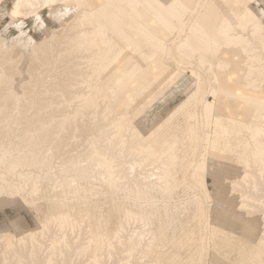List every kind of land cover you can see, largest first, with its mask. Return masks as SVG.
<instances>
[{
    "label": "bare ground",
    "instance_id": "bare-ground-1",
    "mask_svg": "<svg viewBox=\"0 0 264 264\" xmlns=\"http://www.w3.org/2000/svg\"><path fill=\"white\" fill-rule=\"evenodd\" d=\"M197 1L128 0L126 5L129 7L130 4L131 7L127 8L124 6V0H43L46 8L41 10L37 19H29L25 15L29 12L28 9L33 7L38 0H5L7 4H10V10L8 11L10 21L0 31V36L1 33L6 35L13 28H16L20 35L16 40H12L13 44L11 46L17 49L15 51L19 52L20 56L30 55L29 60L31 61L28 68L26 66L24 68L22 65H20L22 67H19L17 63L22 62V57L21 62L20 60L17 62L18 57L10 50L12 47H7L5 46L6 42L0 41V97H2L0 102L5 105V108L10 106L14 112L10 121L0 127V140L6 139V141L4 140L5 143H1L4 146L1 145L3 147L1 153L3 163L0 167V172L4 173H0V208L11 206L15 201L14 197L21 195V190L17 189L13 185L12 180L8 178L11 177L16 168L28 166L33 167L36 171H45L57 161H59L61 170L75 173V177L68 183V191L72 193H77L76 191L80 190V186L76 181L78 175L92 179L95 183L101 182L116 194L123 192L133 194L136 200H146L155 192L159 193L163 199L172 197L174 192L178 188L180 189V181L183 180L179 173L180 157L178 152L182 150L185 155V151H188V140L183 135L173 132V119L189 105L196 103L198 99L197 91L193 84L190 83L192 75L190 72L185 71V61L182 62L180 68L177 66L180 72H171L168 46L175 42L172 39L174 27H179L180 32H185V20L190 18L187 29L191 36L188 39L189 45L186 48V55L198 63L199 61L204 63L205 71L209 73V87L204 93L203 110L210 111L213 127L208 134L213 133L215 137L208 139V134H205L199 155L201 163L193 169L196 178H185V194L189 195V191L197 188L208 196L211 185L208 188L206 183L207 176H212L213 180H215V184L212 187H217L218 192L215 197L207 198L211 201L208 204L209 206L202 208L200 202L196 203L198 212L196 218L198 222L200 217L206 219L205 232H207V238H204V242L207 244H204L207 247H204L207 249L205 250L206 253L209 250L208 245L212 236L211 231H209L211 215L217 210L221 211L222 208V212L227 211L225 217L229 219L232 216H235L236 219L239 218L255 234L260 238H264V206L259 202V199L264 196V127L255 124L257 120L264 121V110L263 113H259L255 109L258 105H264L263 102L255 101V99H264V91L260 90L262 85H264V50L261 47L262 52L258 54L260 59L259 68L249 69L248 85H245L233 78V75H236V70L232 67L234 57H237V55L240 57L245 48L260 49L261 39L254 37V41L243 46L231 44L235 40L241 41L244 35L255 36L261 30L264 21V11L260 10L258 5L260 2L263 3L264 0H204L205 3L199 9L197 15L192 18L194 11L198 10ZM71 3L75 5L73 15L68 19L61 20L65 14L59 13V6L66 7ZM88 5L93 9H97L96 12H99V23L96 22L92 26L94 29L104 30L110 35V40L112 41L110 48L105 51L99 60H96V58L99 56L100 48L92 44V37L88 33V27L85 26V21L83 20L84 6ZM112 6L113 9H111ZM45 9L49 12V15L43 13ZM186 16L187 18L185 19ZM0 19L2 20V18ZM244 20L247 21L245 22ZM25 28L28 29L25 31ZM32 30H34L35 34L27 37L26 34ZM182 46L184 50L181 54H184L183 57L185 58V42H183ZM45 64L55 67L62 64L63 67L61 68H63V71L59 69L60 67H57L58 71L55 70L57 75L53 74L54 77L56 76V78H53L55 80L53 81L51 78V81L48 75L47 83L46 80L43 82L39 80L41 73L38 71L39 69L42 70ZM84 64H86V67ZM47 67V70L44 71L43 69L42 72L50 71V75H52L51 73L53 72L51 70L55 69V67H51L52 69ZM190 67L187 66L186 68ZM20 72H22L21 75L25 74V72L27 73L28 76H25L27 79L25 77L22 78L27 80L24 82L29 86V89H24L22 95L17 92L16 86L14 87V81H18V79L15 80V76ZM45 73H42V75ZM45 75L44 78L46 79ZM167 75L169 77L166 79L165 87L150 98L149 101H153L158 97H162L164 100L170 98L171 94L178 92L176 90L178 87L180 89V86L185 85V82L188 81L190 86L188 85L186 88L190 87V91L187 96L185 94L186 97L183 98L180 104L174 110L172 109L173 111L171 110L172 112L169 115H166L168 116L166 121L160 122L154 131L151 130L153 132L148 134L139 133L133 122H131L132 120L126 118L125 111L131 101L139 96V93L147 88V94L153 85L160 82ZM195 78L198 80V76ZM3 82L10 83L11 88L9 91H4L3 85H1ZM19 86H22V84ZM248 86L256 87V90L250 91ZM33 88L37 89L36 97ZM106 88L110 89L112 93V96L107 99L102 96ZM223 88L239 92L241 95L247 94L253 99L244 100L243 98L242 100L229 91H223ZM87 90H96L97 92L95 97L96 114L92 116H88L86 109L78 105L80 101L88 103L89 95L86 92ZM185 90L184 88V92ZM236 101L247 106L249 113H244L245 111L242 112L238 108H234ZM110 103L115 104L111 116L105 117L101 114L98 117L103 105L105 104L106 106ZM219 103H222V105ZM218 105L223 106L220 109L223 111H220L221 113L219 112V114L216 112V106ZM1 111L2 109H0ZM156 119L158 121V117ZM224 119L230 120L232 123H238L240 128L248 132L250 139L253 141V150L249 148L248 142H239L236 147L232 145V140L227 138V136L233 130H230L224 124ZM136 126L138 127V124ZM87 139L89 141L86 144L87 146H85V152L80 151L71 154L72 151L77 150L76 148L79 149V146L83 145ZM73 140H76V142L72 143ZM0 142H3V140ZM204 146H208L209 151L217 150L223 156H230L231 159L235 157L234 152L238 148H242L243 151L237 154V157L230 164L223 163V165L221 163V166L218 165L219 167L216 166L213 170H210L211 168L208 164L203 165L206 162V160H203V154L207 151ZM69 147L70 150L68 149ZM226 151L228 153L224 154L223 152ZM215 161L217 162V160ZM145 167L149 172H138ZM185 169L186 167H184L183 173H185ZM188 180H192L191 182H193L194 186H191L192 184ZM95 183L86 185L83 189L86 192L91 191L94 189ZM33 191H35V188H33ZM244 193H247L248 196H245L247 194ZM212 204L215 205L212 206ZM201 210L205 211L202 212ZM155 217V207L140 214H134L131 211L125 213V220H122V224L119 223L121 226L118 228L121 234H124L122 230L125 228V223L126 225H129L127 224L129 222L139 223L141 225L140 229L143 228L135 234L131 232L130 234L133 236L128 235L129 241L123 235L125 237L124 240H127L131 245L130 249H128L130 255H135L138 251L137 249L142 248L140 246L145 243V241L142 243V240L146 235L149 237V241L147 237L144 238L148 242L146 247L144 246L146 250L151 248L157 241L160 245L161 240L167 238L168 229L173 222L168 221L166 224L159 226L156 231L149 230V227L155 221ZM45 222L43 231L41 230L39 234H28V232L24 231V235L26 234V236L23 235L24 237L19 235L20 238L15 236L13 239H4L5 242L0 244V264H41L38 257L43 244H39L41 241L38 243V238L39 236L45 237L46 234L49 235L46 231L50 225L56 224L60 229H63L62 232L61 230L59 231L63 234L67 229L79 231L85 224L83 222H74L66 214L54 215L51 219L47 218ZM87 222L86 224H89ZM18 224L20 225V223ZM19 225L18 227H20ZM37 225L34 226L36 227ZM41 226L40 228H42ZM86 226L88 227V225ZM221 226L218 225L217 228H221ZM104 228L99 226L95 231L91 230L89 233V235L91 234L90 239L87 238L89 240L88 244H86L87 240L85 239V243L83 241L78 246H76L78 239L77 242L75 241L76 245L72 242L74 238L76 240L77 236L73 237L72 240H66L63 239L65 234H63V238H59L60 234L57 233L59 234L57 235L58 239H56V236V238L54 237L55 239H51L53 236L49 235V238L53 240V242L49 241L52 243L49 244L51 253L49 257H44L45 261L42 264H80V259L75 261L77 258L74 259V256L83 253L91 256V249L96 247L95 239L101 237L102 246L104 247L101 249H108L110 252L113 247L110 239L103 233ZM87 229L90 230L89 227ZM195 229L198 231L197 228ZM222 229L225 231L224 226L221 229H217V231L223 232ZM58 230L56 229V231ZM187 230L189 231L190 229ZM119 231H117L118 234H120ZM71 233L73 235V232ZM75 235H78V232ZM68 236L66 237L67 239ZM121 237L120 239L122 240L123 238ZM14 239H17L16 242ZM115 240L117 241V239L113 241ZM241 240L245 241V237L242 236ZM164 241L166 242V240ZM165 242L163 243L165 244ZM93 243L95 245L92 247ZM115 243L113 244L116 245L117 243ZM121 243L127 244L125 242ZM118 244L117 247L119 246ZM128 246L123 247V249ZM114 248L116 249L115 246ZM204 248L198 249V256L195 254L197 258L194 257V259H202L203 256H209L201 251ZM216 249V252L211 253V259L215 255L218 257L220 251H230L232 246L223 245L220 248L218 245ZM124 250L126 252L127 249ZM232 251H234V248ZM100 252L102 253L101 250ZM103 252L107 254V251ZM113 252L115 251H112V254ZM141 253L143 252L138 254L141 255ZM94 254L97 253L94 252ZM94 254L92 255L93 258H91L94 259L92 262L99 264L98 256L96 257ZM106 254L104 255L108 259ZM103 257L101 254V258ZM130 257H128L129 261H131ZM88 258L90 257L88 256ZM124 258L122 260H127ZM91 259L89 260L91 261ZM102 262L103 260H101ZM106 262L108 263L109 261ZM110 262L112 263V258H110Z\"/></svg>",
    "mask_w": 264,
    "mask_h": 264
},
{
    "label": "rangeland",
    "instance_id": "rangeland-1",
    "mask_svg": "<svg viewBox=\"0 0 264 264\" xmlns=\"http://www.w3.org/2000/svg\"><path fill=\"white\" fill-rule=\"evenodd\" d=\"M127 1L128 0H124V6H126L127 8H130L131 7L130 4H129V7L126 5ZM0 3H1L0 4V18H2V20L4 19L3 21L0 19V23L3 22L2 24H0V31H1V30H3L4 26L10 21L9 20L10 18L8 17V11L10 10V4H7L5 2V0L4 1L0 0ZM204 3H205L204 0H198L197 1L198 10L194 11L195 13L193 14L192 18H194L197 15V13L199 12V9L203 6ZM59 7H60L59 13H61L62 15L65 14V16L63 18H61V20L65 19V18L68 19L73 15L74 7H75L74 4L71 3V4L67 5L66 6L67 8L65 6H59ZM84 7H85L84 13H82L83 14V20L85 21V26L88 27V30H89L88 33L92 37V41H93L92 44L94 46H97L98 48H100L99 56L96 58V60H99V58L105 53V51L108 48H110L112 41L110 40V35H108L106 32H104V30H97L96 28L94 29V27L92 26V24H95L96 22L99 23L98 22V13L99 12L98 11L96 12L97 9H93L89 5L84 6ZM44 8H46V6L44 5L43 0H38V2H36L33 7L28 9L29 12H31V13L28 12L25 15V17H27L29 19H34V18L37 19L40 16L39 14H40L41 10H43ZM258 8L260 10L264 11V1H263V3L262 2L259 3ZM111 9H113V6L111 7ZM43 13L49 15V12L46 11V9H45V11H43ZM186 18H187V16L185 17V19ZM189 19L190 18L185 20V32H180L179 27H177V28L174 27V30L172 32V37H173L172 39L175 42L172 43L171 46H168V57L170 58L169 65L172 68L171 72L172 73L175 71L180 72L179 69H177V66L180 68V65L182 64V62L185 61V71L190 72V74L192 75L190 83L193 84V87H195V90L197 91V99H198V101L196 103L194 102L191 105H189L185 110L178 113L173 119V125H172V129L174 128L173 132L175 134H178V135H183V137L188 140L187 141L188 151L187 152L185 151V155H184L182 150L178 152V155L180 157V159H179V173L181 174V176L183 178V180L180 181V183H181L180 189L178 188V190H176L174 192V194L172 195V197H170L169 199H163L159 193L155 192V193H152L148 197V199H146V200H136L134 198L133 194H129L128 192L116 194L112 190L107 188L104 184H102L101 182L95 183V182H93L92 179L77 175L76 181L78 182V184L80 186V190H77L76 191L77 193H72V192L68 191V183L72 178L75 177V173L66 172L64 170H61L59 163H58L59 161L55 162L53 166H51L49 169H46L45 171H43V170L36 171L33 169V167H28V166L16 168L15 172H13L11 177H8V178L12 180L13 185L17 189L21 190V195L14 197L15 201L11 206L9 205L10 207L7 206L6 208L5 207L0 208V238L2 236V238L0 239V242H1L0 244L5 242V240H7V238L13 239V238H15V236H18L20 238V236H23L25 232L26 233L28 232V234H36V233L39 234V233H41L40 232L41 230L43 231V225L46 224L45 221H47V218L51 219L52 217H54V215H57V214L58 215L66 214L74 222L82 223L84 220L88 219L87 220L88 222L87 221L86 222L89 224H86V222H83V223L88 225L90 230L87 229L88 227L85 224H83L84 227L83 226L81 227L82 229L80 228L81 230L79 229L80 233L77 230L76 231H70V229H67V230L64 229L65 232L66 231L69 232V233L63 232V234H65V237H64L63 234L61 233L63 231V229H60L56 224H52L53 228H52V225H50L48 228L49 231L48 230L46 231L47 233H49V235L51 237L53 236L51 239H53L55 236L57 237V235H59V234H60L58 236L59 238L64 237L63 239H66V240H69V239L72 240L73 237L77 236L76 240L74 238L73 239L74 241L72 240V242L75 245L78 243L76 245V246H78V245H80L79 243H81L83 241L85 243L87 238L90 239L91 234L89 235V233L91 230L95 231L96 228H99V226H100V228L105 227L103 229V233L107 235V237L110 239V242L112 243L113 248L112 247H111L112 249L110 248L111 249L110 252L108 249L102 250L104 248L102 246V244H103L102 240H101L102 237L96 238L95 242H94V243H96V245L94 243L92 245V247L95 245L96 249L94 247H93V249H95V250L91 249V251H90L91 256L89 254H86V253H83L81 255H76L77 257L74 256V259L77 258V259H75V261H79V259H80V261H79L80 264H82V263L83 264H89V263L94 264L92 262V261H94V259H91V258H93L92 255L94 254V252L97 253V254H94V256H96V257L98 256L97 258L99 259L100 263H101V260H103L102 263L105 262L104 264H108V263L110 264L111 263L110 258H112L111 264H126V263H128V264L129 263L130 264H201V263H203V264H264V238H260L257 234H255L252 231V229L244 221L240 220L239 218L236 219L235 216H232L230 219L228 217H225V214L227 213V211L222 212L223 208L222 209L220 208L221 211L217 210V211L213 212V214L211 215L209 231H211L212 236L210 239L212 240L213 236H214V238H213L212 242L210 240V244L208 245V248H209L208 252L209 253L208 252L206 253L205 250H207V249H205V248H207V247L205 245H207V244H205V242H204V238H207V234H206L207 232H205L206 231V229H205L206 228V226H205L206 219L200 217V221L198 222V219L196 218V215L198 213L196 203L200 202L202 205V208H206L207 205L211 203V201L207 198L208 197L212 198V197H215L217 195V192H218L217 187H214V188L212 187L215 184V180H213L212 176H207V179H206V183H207L208 188H210V185H211V188L209 190L210 192H209L208 196L206 195L205 192L200 191L196 187H195L196 189L189 191L190 192V194L188 193L189 195L185 194L186 193L185 192V185H184L185 178H187V177L188 178H190V177L196 178V175L193 173V169L196 168L201 163L199 155L201 153L202 141H203L205 134H208L209 130H211L213 127L212 122H211L210 111L208 112V111L203 110V101L205 98L204 93L206 92L207 88L209 87L208 86L209 85V78H208L209 73L205 71V68H204L205 64L204 63H202L201 61H199V63H198L197 61L193 60V58L188 57L186 55L187 54L186 48L189 45L188 39L191 36L190 32L187 29V27L189 26V22H188ZM244 21L246 22L247 20H244ZM27 29L28 28H25L24 30L26 31ZM32 32H33V34H32ZM184 33H185V36H184ZM34 34H35L34 30H32L31 32L29 31V33H27L26 36L28 37L29 35H34ZM19 35H20V32L16 28H13L11 30V32L6 33V35L1 33L0 41L3 40L4 43L6 42L5 46L12 47L10 50H12L11 52L12 53L14 52V55L16 57H18V59L16 58L17 62H19V60L21 62V57H22V59L24 61L22 60L21 63H17L19 65V67L24 66V68H25V66H26L28 68L30 66L29 62L31 61V60H29L30 55L27 56V54H25V55L20 56L21 54L19 52L15 51L17 49L14 48L13 46H11L13 44L12 40H16V38H18ZM254 37H258L261 39L260 40V49H252V48L243 49V53L240 57H238V55L236 53L237 57H234L233 64H232V67L234 68V70H236V75H233V78L239 80L240 82H242L245 85H248L247 78H248L249 69L250 68H259V65H260V59L258 58V54H261L262 48L264 50V21H263L261 30L257 34H255V36L254 35L253 36L252 35L251 36L250 35H247V36L244 35V37L242 38L241 41L235 40L233 43H231L234 46L248 45L250 42L254 41L253 40V39H255ZM183 42H185V58L183 57L184 54H181L182 51L184 50V48L182 46ZM13 48H14V50H13ZM26 56L29 58H27ZM24 57H26V58H24ZM137 61H139V60H137ZM20 65H22V66H20ZM84 65L86 67V64H84ZM187 66L188 67L191 66V67L186 68ZM46 67L47 68L50 67L49 69H52L55 66H53V65L51 66L50 64L49 65L45 64V66L42 67L44 69V71L47 70ZM57 67L58 68L60 67L59 69H62V71H63V68H61V67H63L62 64L57 65ZM57 67H55V69L53 68L51 70V72H53V73H51L52 75H50V71H48L49 72V74H48V72H46V73L44 71L42 72L43 69L42 70L39 69L38 72L41 73V74L39 73L40 74L39 80H41L43 82L46 80V83H47L48 78L50 80H51V78L52 79L56 78V76L54 77V75H57V73L55 72V70L58 71ZM59 71L61 72V70H59ZM17 72H19V71H17ZM17 72H16V74H17ZM60 72H58V74H60ZM21 73L22 72L18 73V75L15 74L16 75L15 80L18 79V81L17 82L14 81V83H15L14 87L16 86L15 88H17L16 89L17 92L21 93V94L19 93L20 95L23 94V91L25 88L29 89V86H27V83L25 84V82L27 81L26 77L28 75L26 72H25V74L23 73V75H21ZM42 73H45L47 75H45V74L42 75ZM44 75H45L46 79L44 78ZM48 75H49V77H48ZM197 76H198V80L195 78ZM22 77H25L26 79L24 80V78H22ZM167 77H169V76L167 75V76L163 77V79L160 80V82L153 85L152 89L147 94H146L147 88H145L144 91L139 93V96L135 97L131 101V103L129 104V107L125 111V114L127 116L126 118L129 120H132L131 122H133V125L135 126V128L137 129V131L139 133L148 134V133L153 132L156 129V126L160 122L162 123V122L166 121V119L168 118V116H166V115H169L170 112H172L180 104V102L183 100V98L187 96V93H189L190 87L186 88L190 84L188 81V82H185V85L182 84L183 86H180V89H178L179 88L178 87L176 89L178 92L176 94L175 93L171 94L170 98H166V100H164V98L158 97V98L154 99L153 101H149L150 98H152L155 94H157L159 91H161L165 87V82H166ZM42 79H44V80H42ZM50 80H49V82L51 83L52 80L51 81ZM54 80L55 79H53V81ZM20 81H22V83H20ZM28 81H29V79H28ZM20 84H22V86H19ZM1 85H3L4 91H9V89L11 88L9 82H3ZM184 88L186 89L185 92H184ZM248 88L250 91L256 90V87L248 86ZM20 89L22 92L20 91ZM225 90L231 92L232 94L236 95V97H238L242 100H243V98H244V100L253 99V97H250L247 94L241 95L239 92H235V91L223 88V91H225ZM260 90L264 91V85H262ZM33 92H34V95L36 97L37 96V89L33 88ZM86 92L89 95L88 103L80 101V102H78V105H79V107L86 109V113L88 116H92V115L96 114L95 113L96 112L95 107H97V106H95V97L97 96V92H96V90H90V91L87 90ZM103 93L104 94L102 96H104L105 99L110 98L112 96L110 89L106 88L105 92H103ZM185 94H186V96H185ZM173 99H174V101H173ZM0 100H2V97H0ZM255 101H259V102L264 103V99H261V100L255 99ZM219 104L222 105V103H219ZM235 105L238 107L235 106L234 108H238V110H240L242 112L245 111L244 113H249L248 107L245 106L244 104L236 101ZM114 106H115L114 103H110L109 105L107 104L106 106L104 104L103 107L100 109V114H98V117H100L101 114L105 117H110L111 114L113 113ZM222 108H223V106H219V105L216 106V112L219 114L220 111H223V110H220ZM0 109H2V111L0 112V127H1L3 125H6L10 121V118L12 117L14 112L12 111L10 106L5 108V105L2 104L1 102H0ZM255 109L257 110V112L263 113L264 105H260V106L258 105L257 107H255ZM161 111H163V112H161ZM157 113H158V115H157ZM164 113H165V115H164ZM157 117H158V121L156 119ZM159 117H160V119H159ZM139 119H140V121H139ZM136 123L138 124L139 128L136 126L137 125ZM140 124H141V126H140ZM224 124L230 130H233L227 136V138L232 140V145L234 147H236L237 143H239V142L240 143L241 142L242 143L248 142L249 148L251 150H253L252 149L253 148V141L250 139L248 132L245 129L240 128V125L238 123H232L230 120H226V119H224ZM255 124H258L259 126L264 127V121H262V120H257L255 122ZM151 125H155V126L152 127ZM151 130H153V131H151ZM212 137H215V134H213V133L208 134V139H211ZM1 140H3V142H0V167L3 163L1 160V153H2V149H3V147L1 145H3V144H1V143H5L4 140L6 141V139H1ZM88 141H89L88 139L85 140L84 144L80 145L79 149L76 148L77 150L72 151L71 154H74V153L80 152V151L85 152V150H86L85 146H87L86 144L88 143ZM75 142H76V140H73L72 143H75ZM204 148L207 151L205 154H203V160H206V162L203 165L205 166L208 164L209 167L211 168L210 170H213L214 167H216V166L219 167L218 165L221 166L223 163L224 164H230L231 162H233V159H235L237 157V154H239L240 152L243 151L242 148H238L234 152L235 157L233 159H231L230 156H223L222 153L218 152L217 150L209 151L208 146H204ZM68 149L70 150V147ZM223 153L227 154L228 152L226 151ZM215 160H217V162ZM219 162H220V164H219ZM184 167H186L185 173H183ZM210 170H209V172H210ZM143 171L145 173L149 172L146 167L140 169V171H138V172L142 173ZM3 173L4 172H2L1 174H3ZM191 181L192 180H188V182L190 184H192L191 186H194L193 182H191ZM91 183H95L94 189L86 192L85 189H83V188L86 185H90ZM33 188H35V191H33ZM243 191L245 192V190H243ZM247 192L250 193L249 191H247ZM244 194H247V193H244ZM245 196H248V194ZM207 200H208V202H207ZM259 202H261L264 206V196H262L259 199ZM214 205L215 204H212V206H214ZM154 207L156 208V217H155V221L153 222V224L149 227V230L156 231L159 226L166 224L168 221H172L173 224L168 229L167 236H166L167 238H163L160 242V245H159V242L157 241L158 245L160 247L157 245V242H156L151 246V248L146 250L145 247L148 244V242H146V241L147 240L149 241V239H148L149 237L146 235L144 238L147 237V240H145L143 238L142 243H144V241H145V243L141 244V246H140V247H142L141 249L144 251H142L140 248L137 249L138 251L136 250L137 253L135 255L131 254V255H133L132 256L134 258L133 259L132 257H130L131 255L128 253V251H129L128 249H130L129 247L131 246L130 243L127 242L128 235L133 236L130 234L131 232H132V234H135L136 232H140L143 228L140 229L141 225L139 223H133V222L130 223L129 222V223H127L129 225H126V223H125L124 229H126V230L123 229L124 231L122 230V233H124V234H121V231H119V229H118L121 226V225H119V223H121L123 219L125 220L124 216H125V213L127 211H131L134 214H140L142 212L149 211L151 208H154ZM42 208H44V209L42 210ZM195 209H196V211H195ZM263 209H264V207H263ZM36 211H37V213H36ZM41 211H45V212H41ZM204 211L205 210H203L202 212H204ZM42 213H43V215H42ZM37 216H39L38 219H36ZM37 220H38V222H37ZM7 223H9V224H7ZM18 223H20V225ZM37 223H38V225H37ZM16 224H18L20 227H18V225L15 226ZM41 224H42V226H41ZM90 224H91V227H90ZM221 224H222V226H221ZM32 225H33V227H32ZM34 225H37V226L35 227ZM218 225H220L221 228L224 226L225 231L222 229L223 232H218L217 229H221V228H217ZM40 226L42 228H40ZM94 226L95 227L97 226V227L95 228ZM195 228H197L198 231H196ZM35 229H36V231H35ZM37 229H38V232H37ZM56 229L57 230L59 229V230L56 231ZM187 229H190V230L188 231ZM60 230H61V232H59ZM185 230L188 232V234ZM117 231H119L120 234H118ZM71 232H73V235ZM74 232H76V233H74ZM77 232H78V235H75V234H77ZM15 233L16 234L21 233V234L16 235ZM52 233H54L55 235L54 234L52 235ZM57 233H59V234H57ZM66 234L69 235V236L67 235L68 239L66 238L67 237ZM113 234H114V236H113ZM46 235H45V237L39 236V238H38V243L41 241V243H39V244L40 245L43 244V246H41V251L39 252V257H38L39 261H41V264H42V262L44 263V261H45L44 257H46V256L49 257V254L51 253L50 252L51 250L49 251V246H50L49 244L51 242H49V241L53 242V240H51L49 238L50 236L48 234H46ZM24 236H26V234ZM130 236H129V238H130ZM204 236H206V237H204ZM242 236L245 237V241L241 240ZM18 237H16V238L19 239ZM58 237L56 239H58ZM114 237H116V238H114ZM120 237L123 239L121 240ZM124 238L127 240H124ZM17 239H14L15 242ZM48 239H50V240H48ZM114 239H117V241L116 240L113 241ZM190 239H191V241H190ZM2 240H4V241H2ZM164 240H166L167 245H166V242ZM75 241L76 242L78 241V242L75 243ZM88 241L89 240L86 241V244H88ZM120 241L125 242L127 244L121 243ZM114 242L121 243L122 245L117 243L119 245L117 247L116 243H115L116 245L113 244ZM163 242H165V244ZM163 244H164V246H163ZM113 245L116 247V249L114 248ZM165 245H166V247H165ZM218 245L220 248L223 245L232 246L231 250H233V248H234V251H232V252H231V250L230 251H226V250L220 251V255L218 257H216V255H215V257L213 259H211L212 258L211 253L217 251L216 247ZM126 246H128V247L124 248V249H127L125 252L123 247H126ZM187 246H188V249H187ZM190 246H192V247H190ZM197 247H198V249L205 247L201 251L203 253L205 252V254H208L209 256L206 255V256H203L202 259H196L197 258L196 256H198V252H199ZM50 248H51V246H50ZM100 250L102 251V253L100 252ZM119 250H120V252H119ZM103 251H107V254H106V252H103ZM112 251H115V252H113V254H112ZM140 252H143V253H141V255H139ZM114 253H118V254L115 255ZM101 254H102V257L104 256L103 258L106 261H109L108 263L103 258H101ZM104 254L107 255V258L109 260L106 259V256ZM195 254H196V256H195ZM87 255L90 258H88ZM109 255H110V257H109ZM126 255H128V256H126ZM128 257H130L131 261L128 260L129 259ZM194 257H196V258L194 259ZM81 258L83 261L81 260ZM123 258L127 259V260H122ZM89 259H91V261ZM203 259H204V261H203ZM55 260H56V257H55ZM195 260H197V261L195 262Z\"/></svg>",
    "mask_w": 264,
    "mask_h": 264
}]
</instances>
